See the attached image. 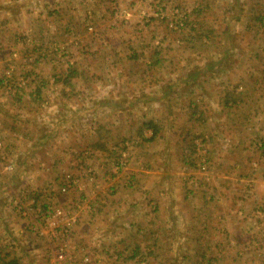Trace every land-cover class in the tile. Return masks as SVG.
Segmentation results:
<instances>
[{
	"label": "crops",
	"instance_id": "crops-1",
	"mask_svg": "<svg viewBox=\"0 0 264 264\" xmlns=\"http://www.w3.org/2000/svg\"><path fill=\"white\" fill-rule=\"evenodd\" d=\"M91 1L0 0V42L3 43L6 36L3 31L12 24V27L16 26L13 29L21 28L25 36L21 39L16 37L14 50H18L23 42L30 39V33L24 30H31L34 54H37L31 68L22 65L11 75L5 71L0 73V89H15L20 94L17 93L14 103H19L14 106L18 115H11V111L4 109L6 96L0 98L1 258L9 253L5 261L16 257L19 264H56L51 238L40 235V210L45 207L40 196L42 192H49V185L71 180L72 188L64 201L77 203L82 197H88L92 207L80 214L70 235L63 264H175V254L168 251L177 248L185 252L187 264H197V261L206 259L208 248L202 249L204 252L199 254V258L197 251L195 255H188L186 250L191 247L187 244L193 241L192 235H214L213 223L220 222L222 216L238 214L223 208L212 210L210 204L224 196L220 183L215 182L227 181V175H232V170L236 171L238 162L244 159L227 163V155L224 160L213 157V154H233L234 149H229L232 145L223 146L221 142L233 136L238 140L237 146H241L245 121L240 123L241 133H237L234 114L237 109L255 105L262 99L258 90L264 87L263 81L259 77L253 78L248 66L252 60L260 58V54L245 39L249 37L250 30H256L255 27L264 31V0H228L227 8L219 9L220 13H227L228 25L244 26L241 55L245 60L237 69L244 68V74L252 81L244 75L239 79L240 83L236 78L237 72L230 70L231 67L225 69L226 81L219 83L214 80L218 71L215 66L212 68V63L206 65L203 60L189 65V61L199 58L198 52L188 53L180 64L171 58L173 52L178 50L183 54L182 51L190 48L188 44L195 45L200 41L207 46L219 47L218 52H210L209 62L212 59L218 63L229 60L226 59L227 54L231 47H237L236 39H224L228 49L222 51L221 40L211 37L216 30L215 25L203 26L201 18L197 19L199 23L193 22L192 30L181 40L172 42L177 50L172 53L166 47L151 50L141 40L135 45L137 50L131 46V53L126 57L130 64L120 65L119 69L114 66L112 71H107L99 69V64L97 67L93 65L94 61L103 60L100 59L102 47L84 51L82 57L85 55L89 66H83L85 69L64 64L66 58L65 61H53L55 53H45L46 47L48 49L54 44L55 50H60V47L66 49L63 42L57 41L58 27L62 26L59 30H63V39L68 33H73V28L76 32L86 31L84 25L87 26L88 14L102 19L101 43L110 47L116 56H121L115 47L117 40L109 45L106 41L110 29L116 30V34L124 33L122 27L117 29L115 24L108 25L106 29L107 1H110V7L114 4V8L119 7L127 17L132 11L139 12L125 25L133 33L140 34L146 27L141 28L139 22L153 14L151 0H144L143 6L138 0H96L97 4ZM192 1L191 7L188 6L190 14H200L203 6L209 8L203 0ZM42 3L45 7L40 6ZM162 3L169 6L167 2ZM35 8L40 9L42 16ZM43 8L48 13H43ZM45 19V24L38 26L37 32L36 26ZM70 40L77 45L81 41L77 36ZM147 44L151 46L150 41ZM165 50L167 54H164ZM18 55L21 62L24 61L23 52H18ZM11 57L16 59L14 53L7 56L8 59ZM89 58L92 60L90 64ZM84 71L90 72L91 76ZM260 73L264 77V69ZM12 75H16L17 81H11L14 79ZM96 90H101V94L94 97ZM89 92L93 95L86 96ZM49 94L51 97L47 99ZM43 95L47 96L43 98ZM42 106L50 107L49 112H42ZM122 143L129 145L123 148L129 150V163L127 168L116 174L109 170L110 162L116 151L121 150ZM204 158L209 160V165L202 171L199 166H202ZM5 162L11 163L13 169H3L1 166ZM244 168L249 169V165ZM197 169L202 175L199 185H194L192 180L187 182ZM88 171L93 172L94 180H88ZM238 175L243 182L236 189L241 194V212L238 215L250 219L256 217L254 225L259 230L256 233L259 238L252 241L264 244V224L261 222L264 212L262 209L254 211V208V213L242 212L244 208L248 212L254 190L248 187L250 184L244 185L248 172L236 173ZM241 175H244L242 179ZM203 187L207 190L203 195L209 205L201 200ZM27 190L36 193L35 204L22 209L28 213H20L12 204L25 196ZM54 194H50L51 197L56 196ZM58 200L53 198L54 202ZM237 222L235 219L226 225L232 228ZM207 240L211 242V238ZM196 243L199 244L197 239ZM201 248L200 245L193 247L196 250ZM214 258L209 257L208 262ZM248 258L253 260L254 257Z\"/></svg>",
	"mask_w": 264,
	"mask_h": 264
},
{
	"label": "rangeland",
	"instance_id": "rangeland-1",
	"mask_svg": "<svg viewBox=\"0 0 264 264\" xmlns=\"http://www.w3.org/2000/svg\"><path fill=\"white\" fill-rule=\"evenodd\" d=\"M19 1H22V0H19ZM138 1H142V6H143L144 0H138ZM163 1L167 2L169 6L166 4L164 5L162 3ZM190 1L193 2L192 0H162V1L161 0H151L150 3H152L153 5V8H152L153 14H150L149 16H147V18L143 19L144 22H139V24L141 25V28L146 27L145 29H142V31H140V34L138 32L133 33L132 30L128 29L125 26L130 21V19H133L136 17L135 13L136 12L139 13V12L132 11V13H130V16H129L131 18H129L127 17L128 15H126L124 12L122 13V11L119 10V7L114 8V4H111V7H110V4H109L110 1H107L106 5L109 6V8L107 9L108 11L106 12L104 16L105 17L104 23L106 24L105 26L106 29H108V25L115 24L117 26V29H119V26H121L124 33H122L123 35L116 34L118 33L116 30L110 29L111 33L109 34V36H107L106 41L109 45V43L113 44V41L117 40L118 44L115 47H117L118 50H120L121 56H116L114 54V51L113 52L110 51L109 49L110 47H105L104 44L101 43L102 38L100 37V34L103 31V26H101L103 22L101 21L102 20L101 18L97 19L96 17L92 16V14H88V17L86 19V22H88L87 26L84 25L86 27V31L78 30L76 32L75 29L73 28V33L71 34L64 33L67 35H65L63 39L61 37L63 30L62 29L59 30V28H61L62 26L58 27L57 35H56L58 38L57 41L63 42L66 49L60 47V50H55L56 47L54 44H52L48 46V49L46 47V49H44V52L45 53L49 51L54 52L55 55L52 56L53 61H56V60L61 61V59L64 60L66 58V61L64 60L65 61L64 64L83 68V66L89 67L86 62L87 58H85V55L84 57H82V55L85 54L84 51H88L92 48L95 49V48L102 47L100 49V59H103V60H96L94 61L93 65H96L95 67H97V64H99L98 66L99 69L105 68L107 69V71L109 70L112 71L114 66L119 69L118 66L120 65L125 66V65L130 64L129 63L130 61L126 59V57H128V54L131 53L130 52L131 46H133V48L137 50L138 47L135 45L137 43H140L139 41L141 40L144 41V43H146V46L149 47L148 49L153 50L154 48L155 50H158V49H165L166 47V49L169 52L171 51L172 53L173 50L176 49L175 46L173 48L172 42L177 39L181 40V38H183L186 34H188L190 30H192L193 22L201 18L204 21V23H202L201 25L203 26H207L209 24L215 25L216 30L211 37L221 40L220 45L222 48L220 49H222V51L228 49V44L226 40L224 39L226 38L230 40L236 39L235 42L237 41V43L235 45H237V47L233 49L231 47L228 51V54H229L230 50L232 49L230 54L229 55L227 54L228 57L226 56L227 57L226 59H229V60L218 63L216 62V60L212 59L209 62L208 56H210L209 55L210 52L211 51L218 52L219 47L215 48V45L213 44L210 46H207L204 42L200 43V41H198L197 44L195 43V45L188 44L190 48L188 49V51H182L183 54H179L178 50L176 49L177 51L173 52L172 54L170 53L171 58L174 57L173 60L176 63L180 64V60L183 57L186 58L187 55H189L188 53L198 52L197 56L199 58H194L193 60L189 61L188 63L189 65L190 64L195 65L197 61L201 62L203 60L206 65H208L209 63H212L213 65L212 68H214L215 66L217 68L216 70L218 71L217 76L214 78V76L212 75V77L214 78L215 81H218L219 83L226 81V75H227L226 68L231 67L230 70H235V72H237L236 78H237V81L240 83L239 79L244 78L242 76L245 75L244 68H240L239 70L237 69V67L242 64V61L245 60V56L241 55L242 48L244 47L242 43V38L245 36L244 26L240 24H232L233 26L228 25V22L226 19L227 13L226 12L220 13L221 12L220 10L223 8V6L227 8L226 3H228L227 2L228 0H203L204 5L205 4L209 5V8L205 9L203 6L202 8L203 10L202 12H200V14L198 12L194 14H190V12L188 11L189 10L188 6L191 7ZM94 2L97 4L96 0H94ZM138 4H140V2ZM40 6L45 7L43 6V3L40 4ZM163 7L165 9H163ZM35 11L38 13V15L42 16V13L39 12L40 11L39 8H35ZM43 13L45 14L48 13L45 8H43ZM178 14L185 16V18L187 19L186 25L181 27L180 23L178 24L176 22L178 18ZM146 19L148 20V22H145ZM46 20L47 19L43 20V23H38V25L36 26L37 32L39 30L38 26L44 25ZM171 22L173 23V26L170 25ZM197 22L199 23V21ZM46 26H48V24H46ZM74 26L75 24H72V27ZM14 27H12V24H11L10 26L7 27L6 30L3 31L4 32L3 35L6 34L4 39L9 40L8 43H5L6 40L4 39H3V43L0 42V54H1L0 55V73L1 71H5L6 74L10 72V75L11 73L13 74L18 67L21 68L22 65L26 66L27 69L31 68L33 64V60L35 59L37 55V54H34V48H33L34 44H32V40L34 36L32 32H30L31 30H24L30 33V35H28V37L30 38L29 42H26V41L23 42L18 50H14L15 49L14 46L17 45L16 37H19V38L25 37L22 34L23 32L21 28L13 29ZM88 27L91 29H88ZM231 28H232V31H229ZM255 29L256 30L252 29L253 31L250 30L251 33L249 34V37H246L245 41H248L250 46H254L255 49H257L258 54H260V58H255L249 63L250 65L248 66L250 68V72L253 73L252 77L253 78L259 77V80H262L263 81L262 84H264V77L260 73L264 69V35H263L264 31H262L261 27H255ZM134 31H138V30H134ZM1 36L2 34H0V37ZM75 36L81 39L78 45L75 43H71L70 39H72V37H75ZM148 41H150L151 46L147 44ZM24 43L26 44L23 45ZM29 43H31L32 46ZM103 48H106V49H103ZM65 50L67 51L66 53H65ZM18 52L19 53L23 52L25 56L24 61L21 62V59L19 58L20 55H18ZM11 53H14V57H16V59L13 57L9 59L7 58V56L9 57ZM15 54L17 56H15ZM164 54H167L166 50ZM219 54H221V52ZM71 55H75V57ZM148 55H149V52H148ZM15 61H17V64ZM91 61H92L91 58H89V64L91 63ZM56 64H58V62H56ZM62 65H63V62H62ZM5 72H4V75H5ZM84 72H87V71H84ZM87 73L90 74V72H87ZM238 75H239V78H238ZM12 76L14 78L16 75H12ZM89 76H91V74ZM229 76L230 75L228 74V77ZM245 78L249 79L250 77L247 76ZM11 81H17V78L11 79ZM106 81L108 82L109 79H106ZM249 81H252V79L251 80L249 79ZM17 91L18 90H15V89H12V90L0 89V98L5 97V96L7 97V100L3 102L5 107L4 106L3 107L4 109L11 111L10 112L11 115L19 114L16 111V109H14V106L15 105L17 106L19 104V103L14 104L19 94V92ZM10 92L13 94L11 95ZM99 93L101 94V90H98V91L96 90L94 93L95 94L94 97H97ZM258 93H261L262 99L258 100L257 104L248 106V107L243 106L241 107V109H237V112H235L234 114L236 118L233 120V122H234V127L238 131L237 133H239V131L241 133L240 123L243 122V120L245 121L244 122L245 129L243 130V133H242L243 141L241 143V146H237L238 140L235 139L236 138L235 136H233L231 139L229 138L225 142L221 140L223 146L232 145L229 149L231 151L234 149L233 154H229V152L221 153V154H213V157L224 158V160L227 155V163H231L232 161L234 162L235 160L238 161L239 158H243L244 161L238 162L239 168H237L236 171L232 170L231 172L233 173L232 175H227V178H225L227 179V181L215 182V184L220 183L218 185L220 187V190L224 192V196H220L221 198L220 200L217 199L210 204L212 205L211 206L212 210H216V209L220 210L223 208L225 209L224 211L233 210V211H236L238 214H240L241 209H239V202H240L241 194L239 193V191H236V189L237 187H240L239 185H242L243 182H241L238 179L239 175L236 176V173L246 174L248 172L249 177L247 179V182H244V185L245 183L250 184L248 185V187L254 190V194H252L254 195V198L249 199L251 202V205L247 208L248 212L245 211L246 208H244L242 212L243 213H254L252 210L253 208H254V211L255 210L257 211L258 209L259 210L262 209L264 212V155H263L264 147H262V143L264 140V87L259 89ZM87 95L91 96L93 95V93L91 92H89L88 94L86 93V96ZM46 96L47 95H43L42 97L44 98ZM50 97H51V94L47 96V99H49ZM0 103H2V100H0ZM76 108L77 107H75V109ZM248 108L250 109L248 110ZM41 109H42L41 110L42 112L48 113L50 110V107L42 106ZM247 117L249 118V120L246 121ZM225 144H228V145H225ZM128 146H129L128 144L122 143L121 148H120L121 150H117L116 153L112 156L111 158L112 161L110 162L111 166L109 170H111L113 173L119 174L123 169L127 168L128 163H129V159L127 155L129 153V150L123 149V148L128 147ZM249 157L251 158V160L249 159ZM252 158L255 160H252ZM3 160L6 161L5 159ZM252 162L255 163V165L253 164L251 165ZM8 165L12 166L11 163L5 162L2 164L1 167L3 169H7L6 166ZM208 165H209V160L207 158H204L202 162V166H199V167L202 168V171H204L203 167L206 168ZM247 165H249V169L244 168V166H247ZM199 171H200L199 169H197L196 172L194 171L195 173L192 174V177L187 178V182H189V180H192L194 185L196 184L199 185V177L201 179V176H202L199 174ZM243 176L244 175H241V179ZM232 177H234V179H232ZM87 178L89 181L91 179L93 180L95 179L92 171L87 172ZM69 181L71 182V180ZM62 182L65 183L66 180ZM62 182H59V183L55 182L53 183L54 185L52 186L49 185L47 187L49 192H45V194H43L42 192L40 196V198H42L43 205L45 206L42 210H40L43 213L41 214L42 227L40 229V235L42 236L49 235V237L51 238V243L55 247L56 259H57L56 264L64 263L63 261L66 259V254H67L66 247L67 245L69 246L70 235L73 232V229L77 224L72 228V230L66 236L58 235L56 238H54L51 231H49L50 227L47 223L49 220L47 218L45 219L44 217V213H47L46 212L47 207L51 205L50 209L52 210L62 209L64 212H68L71 210L72 213H78L79 219H80V214L82 212H86L87 210H89L88 209L89 207H92L91 201L88 197H82L77 203L64 201V197L69 194L71 189L68 192H62L61 188L64 184ZM71 188H72V182H71ZM205 191L207 190L205 187H203L201 190V196H202L201 200L202 201L205 200L206 205H209L207 204L206 196L203 195ZM53 193H55L54 195L56 196L51 197L50 194H53ZM229 195H231V197ZM51 198H52V201H50ZM53 198L54 199L58 198L59 199L58 202H54ZM35 199H36V193L34 194L33 191L27 190L26 195L21 196V198L18 199V201L16 200V202L12 204V206L14 209H17L19 212L21 211L20 213L22 212L28 213V210L23 211L22 209L23 208L26 209V207H28L29 205H32ZM252 201H254V203ZM203 212L205 213L206 211H203ZM261 212L262 211H260L259 213ZM238 214H235L234 217H228V216L223 217L222 216L220 222L217 221L213 223L211 226L213 229L216 230L214 235H205V234L199 235L197 233L192 235L194 237V238H191L193 239V241L187 244V246L189 245V247H191V249L186 250L188 255H191V254L195 255L196 254L195 251H197V255L199 258L200 257L199 254L204 252V250L202 251V249L208 248V250H206L207 252L206 259L204 260L201 259V261H197V264H263L264 244H259L257 242L252 241V240L254 241L258 240L259 238L258 235L256 234L257 231L259 230L257 229V225H254V222L256 221V217L255 218L251 217L252 219L251 220L249 217L243 218L239 216ZM235 219L238 221L236 223L237 226L235 224L231 228L229 225H226L227 222H230V224L231 222H235ZM261 222H263L264 224V220H262ZM263 228H264V225H263ZM209 238H211V242L207 240ZM196 239L199 244L196 243ZM43 241L44 240L41 239V242ZM195 243L196 245H200L202 248L199 250L193 249V247L195 248L196 246ZM43 246L46 247L45 242H43ZM255 247H258V248L255 249ZM168 252L170 254L171 253L175 254V264H187L186 259H184L185 252L183 253V251L180 248H177L174 250L169 249ZM60 254L64 256V258L62 257L63 259L59 258ZM249 256L254 257L253 260L248 258ZM209 257L211 258L215 257V258L212 262H208Z\"/></svg>",
	"mask_w": 264,
	"mask_h": 264
},
{
	"label": "built area",
	"instance_id": "built-area-1",
	"mask_svg": "<svg viewBox=\"0 0 264 264\" xmlns=\"http://www.w3.org/2000/svg\"><path fill=\"white\" fill-rule=\"evenodd\" d=\"M174 21V20H173ZM187 19L184 15L178 14L177 23H180V26L186 25ZM173 26V23L170 24ZM10 75V72L7 74ZM7 169L11 170L12 166H6ZM71 189V182L68 180L66 181L62 188V192H68ZM51 205L47 207L46 212L44 213L45 219L47 218L49 221L47 222L53 237L56 238L58 235L66 236L72 228L78 223L79 215L78 213H72L71 210L68 212H64L62 209H50ZM89 207L88 209H90ZM43 214V213H42ZM63 252V251H62ZM65 254V253H64ZM64 258L62 254L59 255V258ZM62 258V259H63Z\"/></svg>",
	"mask_w": 264,
	"mask_h": 264
},
{
	"label": "trees",
	"instance_id": "trees-1",
	"mask_svg": "<svg viewBox=\"0 0 264 264\" xmlns=\"http://www.w3.org/2000/svg\"><path fill=\"white\" fill-rule=\"evenodd\" d=\"M10 256L9 253L5 254L4 259L1 258V253H0V261H2V264H19V260L16 257H13L11 259H9L8 261L6 259V257Z\"/></svg>",
	"mask_w": 264,
	"mask_h": 264
}]
</instances>
